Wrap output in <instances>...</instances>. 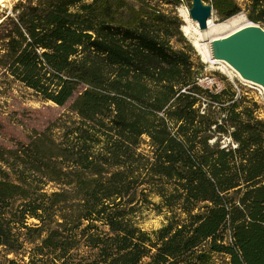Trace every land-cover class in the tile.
<instances>
[{
    "label": "trees",
    "instance_id": "1",
    "mask_svg": "<svg viewBox=\"0 0 264 264\" xmlns=\"http://www.w3.org/2000/svg\"><path fill=\"white\" fill-rule=\"evenodd\" d=\"M203 1L264 28V0ZM178 3L14 0L0 15V115L16 89L66 110L0 143V264H264L261 105L235 80L198 82L163 7Z\"/></svg>",
    "mask_w": 264,
    "mask_h": 264
},
{
    "label": "rangeland",
    "instance_id": "2",
    "mask_svg": "<svg viewBox=\"0 0 264 264\" xmlns=\"http://www.w3.org/2000/svg\"><path fill=\"white\" fill-rule=\"evenodd\" d=\"M14 0H4L0 5V15L7 12ZM241 1V0H237ZM168 11L176 14L182 24L180 26L181 33L192 45V39L184 32V27L192 31L194 22L190 20L187 14L185 0H179L176 5L167 4L163 6ZM235 17L242 18L247 21L242 11L235 14ZM210 20L217 24L223 23L226 20H220L219 17L212 11ZM232 18V17H231ZM228 20V19H227ZM248 22V21H247ZM263 28V27H262ZM222 34V33H221ZM218 33L217 36L221 35ZM212 37H205L200 43L205 47L207 57H204L193 45V49L199 60L205 65L202 72H200L198 82L209 89H218L222 86L220 77H225L227 81L233 80L244 85L247 89V94L253 97L260 105V117H264V93L262 89L251 82L240 79L225 63L220 60H214L211 40ZM214 60V61H213ZM218 62V63H217ZM15 96L8 100L6 109L0 115V143L4 146H10L14 141H26V137L33 131L42 130L46 124L61 113H64L65 107H59L52 102L42 101L31 94L28 90H14ZM50 190L49 186L45 187ZM140 219V226L144 230L155 228L161 221V215H156L153 211L144 209L137 217ZM31 220H29L30 222Z\"/></svg>",
    "mask_w": 264,
    "mask_h": 264
},
{
    "label": "water",
    "instance_id": "3",
    "mask_svg": "<svg viewBox=\"0 0 264 264\" xmlns=\"http://www.w3.org/2000/svg\"><path fill=\"white\" fill-rule=\"evenodd\" d=\"M212 7L203 0H190L187 14L199 29L206 28ZM248 21V20H247ZM250 27L219 44L220 57L225 58L247 78L264 86V28L248 21ZM213 47V46H212Z\"/></svg>",
    "mask_w": 264,
    "mask_h": 264
},
{
    "label": "bare ground",
    "instance_id": "4",
    "mask_svg": "<svg viewBox=\"0 0 264 264\" xmlns=\"http://www.w3.org/2000/svg\"><path fill=\"white\" fill-rule=\"evenodd\" d=\"M4 0H0V5ZM209 18L206 22V28L205 29H199L196 22H194V26L192 27V31L188 30L186 27H184V32L192 39V45L204 56L207 57V52L205 47L200 43L201 40H203L205 37H212L211 45L212 51L214 54L213 58L214 60H220L223 63H225L240 79L251 82L253 84L258 85L263 93H264V86L262 83L254 81L250 78L244 77L240 71L235 68L229 61H227L225 58L220 57L219 53V44L224 41L225 39L231 37L232 35L250 27L249 22L243 21L242 18L239 17H233L231 19L226 20L223 23H213ZM218 33H222L220 36H215ZM213 60V61H214ZM218 63V62H217Z\"/></svg>",
    "mask_w": 264,
    "mask_h": 264
}]
</instances>
